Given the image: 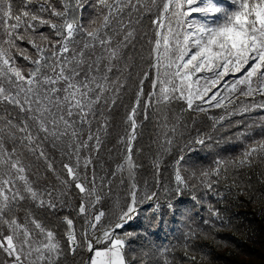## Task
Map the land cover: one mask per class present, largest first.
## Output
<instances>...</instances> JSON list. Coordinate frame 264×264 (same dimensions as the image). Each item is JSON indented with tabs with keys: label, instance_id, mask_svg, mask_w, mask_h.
<instances>
[{
	"label": "snow or ice",
	"instance_id": "obj_1",
	"mask_svg": "<svg viewBox=\"0 0 264 264\" xmlns=\"http://www.w3.org/2000/svg\"><path fill=\"white\" fill-rule=\"evenodd\" d=\"M227 4L0 0V264H66L78 254H87V264H137L138 260L150 264L148 259L128 258L133 232L118 234L138 216L139 165L133 153L143 123L154 116L158 147L171 150L181 125L176 121L169 126L164 110L174 102H184L193 110L196 101L221 108L235 106L241 98L259 97L264 108V0H227ZM153 11L150 47L140 57L148 66L145 70L137 63L136 46L140 26ZM43 28L51 33L45 34ZM24 40L34 55L21 48L18 42ZM17 56L28 61L26 68L17 63ZM129 91L125 133L109 154L118 146L124 151L116 169L101 167V175L97 165L110 134L108 117ZM141 110L143 121L138 122ZM197 110L204 111L199 106ZM205 142L203 137L194 141ZM184 159L181 155L177 165ZM260 165H264V136L249 144L239 158L217 159L200 178L213 190L231 177V190L251 184L245 177ZM124 171L127 181L121 183L129 184V200L101 228L105 212L96 211V206L110 193L112 179ZM174 181L173 195L189 187L179 168ZM218 196L223 198L222 193ZM158 198L157 191L146 192L139 203ZM179 203L167 205L173 217ZM66 208L83 219L80 235L71 213L64 214ZM164 215L161 210L160 222ZM212 216L218 219L219 212ZM203 223L217 227L209 220ZM202 236L207 238L202 229L189 227L178 241L188 264H197V256L190 253ZM169 251L175 252V247L161 254L163 264H173L175 257H169Z\"/></svg>",
	"mask_w": 264,
	"mask_h": 264
},
{
	"label": "trees",
	"instance_id": "obj_2",
	"mask_svg": "<svg viewBox=\"0 0 264 264\" xmlns=\"http://www.w3.org/2000/svg\"><path fill=\"white\" fill-rule=\"evenodd\" d=\"M53 2L58 4V0ZM219 2L228 6L227 0H219ZM152 18H155V11L150 18L143 20L140 26L141 39L136 46L137 63L145 70L148 66L140 62V57L146 56L150 47ZM197 18L203 20L202 17L197 16ZM41 31L45 34L51 33L49 28H43ZM37 42L40 43L39 40ZM18 43L21 48L35 54V50L27 40ZM41 46L43 47L44 44L41 43ZM16 59L19 65L25 68L28 66V61L21 56H17ZM227 79L231 81L233 77ZM150 87L149 84L146 91ZM131 99V91L125 93L122 105L113 110L108 117L111 122L110 134L105 149L100 154L98 171L101 167L104 171L109 168L114 170L116 164L120 162L123 146L116 147L111 154L109 150L117 145L119 137L125 133L123 120ZM261 103L259 97L254 101L241 98L235 106L216 108L196 101L194 109L189 110L184 102H174L164 110L168 115L169 126L176 121L181 125L176 144L171 150L158 147L154 116L143 123L138 130L133 153V160L139 165L135 175L139 189L138 216L125 229L118 232L122 236L125 232L135 234V238L126 249L129 259L136 256L148 259L150 264H155V260L159 259L163 264L164 255L161 254L165 249L171 250L175 247V252L167 253L169 257H175L173 264H188V261L183 259V250L178 247V241L182 242L183 234L191 227L194 230L202 229L203 233L207 234V238L202 236L195 242V251L190 253L197 256V264H264V165L251 170V177H245V180L251 179V184L232 186L231 190H229L231 177L228 182L216 185L213 190H209L200 178V173L213 168L217 159L230 162L239 158L249 144L264 136L261 128L264 126V108L260 107ZM197 106L204 111L197 110ZM140 121H143V110L138 122ZM245 132L248 134L247 138L243 135ZM200 137L205 139L204 145L194 143ZM160 141H163L162 136ZM181 155L185 159L177 165L176 161ZM59 167L58 159L57 168ZM177 168L188 179L189 187L183 189L182 194L173 195L174 175ZM88 171L90 177L91 169ZM194 173L195 178H193ZM100 174L103 175L104 172L100 171ZM122 179L125 180L124 173H118L111 181L110 193H107L101 204L96 206L98 211L105 212L101 228L108 225L119 213V207L129 200V185L126 182L122 184ZM245 187L248 191H243ZM166 188L172 191L166 192ZM152 191L159 193L157 200L139 203L146 192L150 194ZM218 193L223 194L222 199ZM177 200L180 203L176 204L177 212L173 217L167 205ZM149 203L153 205L152 208L147 206ZM161 210L165 213L162 222H160ZM213 211L219 212L218 219L212 216ZM69 213L75 221L76 232L80 235L83 219L77 217L71 208H66L64 214ZM204 220L215 223L217 227L205 225ZM60 231L63 233L64 228L61 227ZM144 253H148V257H145ZM153 253H156V256H152ZM84 257L85 254H78L75 258L70 257L66 264H83Z\"/></svg>",
	"mask_w": 264,
	"mask_h": 264
},
{
	"label": "rangeland",
	"instance_id": "obj_3",
	"mask_svg": "<svg viewBox=\"0 0 264 264\" xmlns=\"http://www.w3.org/2000/svg\"><path fill=\"white\" fill-rule=\"evenodd\" d=\"M154 74H155V72H154ZM204 105H207V104H204ZM116 169V167L114 168V170ZM124 173V175H125V178L127 177V172L126 171H124L123 172ZM126 173V174H125ZM125 180H127V179H125ZM126 184L128 185V183L126 182ZM97 210V209H96ZM98 247H100L99 245H98Z\"/></svg>",
	"mask_w": 264,
	"mask_h": 264
},
{
	"label": "water",
	"instance_id": "obj_4",
	"mask_svg": "<svg viewBox=\"0 0 264 264\" xmlns=\"http://www.w3.org/2000/svg\"><path fill=\"white\" fill-rule=\"evenodd\" d=\"M126 174V173H125ZM125 179H127V177L125 178ZM127 181V180H126ZM129 185V184H128ZM100 246V245H99ZM98 247V246H97ZM84 259H85V261H84V263L83 264H87V254H85V257H84Z\"/></svg>",
	"mask_w": 264,
	"mask_h": 264
},
{
	"label": "bare ground",
	"instance_id": "obj_5",
	"mask_svg": "<svg viewBox=\"0 0 264 264\" xmlns=\"http://www.w3.org/2000/svg\"><path fill=\"white\" fill-rule=\"evenodd\" d=\"M98 246V245H97Z\"/></svg>",
	"mask_w": 264,
	"mask_h": 264
},
{
	"label": "built area",
	"instance_id": "obj_6",
	"mask_svg": "<svg viewBox=\"0 0 264 264\" xmlns=\"http://www.w3.org/2000/svg\"><path fill=\"white\" fill-rule=\"evenodd\" d=\"M98 211V210H97Z\"/></svg>",
	"mask_w": 264,
	"mask_h": 264
}]
</instances>
